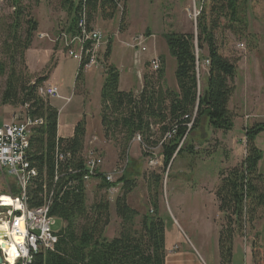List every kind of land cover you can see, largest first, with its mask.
<instances>
[{"label":"trees","instance_id":"obj_1","mask_svg":"<svg viewBox=\"0 0 264 264\" xmlns=\"http://www.w3.org/2000/svg\"><path fill=\"white\" fill-rule=\"evenodd\" d=\"M13 11L0 20V78L5 79L2 106L23 107V119L42 120L32 127L28 161L37 170L28 188L30 208L43 204L44 186L53 193L50 215L61 220L64 227L53 251L34 256L33 264H166L167 224L160 214L159 188L161 175L148 179L149 210L141 213L131 207L128 196L136 188L135 175L128 176L127 159L124 174L114 183L99 178L96 201L88 206L84 182L86 122L80 120L74 135H58L59 111L39 95V88L50 78L52 65L42 76H34L26 65V53L31 48L39 23L31 15L26 0H4ZM67 14V32L76 34L77 23L85 13L90 28L97 18L112 20L118 5L123 3L121 30L124 29L127 0H56ZM196 33L169 32L165 35L171 55L176 60L177 89L165 85V68L144 78L141 91H122L120 71L108 64L112 45L109 44L101 62L105 80L100 97L102 137L121 147L120 160L137 141L142 157L161 147L163 173L169 172L184 152L194 153L188 143L190 135L200 128L202 118L215 131L229 134L234 130L236 113L230 101L236 91L238 59L224 56L218 36L223 32L240 38L248 36L247 7L249 0H200ZM40 0H34L37 7ZM208 61L207 84L198 92V65ZM84 82V70L79 65L76 88ZM264 133V123L246 126V154L238 165L219 172L214 194L221 216L218 249L221 264H232L234 239L244 236L246 228L264 214V172L259 169L263 152L257 138ZM170 137H167V136ZM186 145V147H184ZM57 150L63 158L57 157ZM100 157L104 159L102 153ZM175 157V158H174ZM105 161V159H104ZM124 161V160H122ZM58 178V179H57ZM121 185L115 200L119 219L117 235L106 237L111 224L110 201L100 193Z\"/></svg>","mask_w":264,"mask_h":264},{"label":"rangeland","instance_id":"obj_2","mask_svg":"<svg viewBox=\"0 0 264 264\" xmlns=\"http://www.w3.org/2000/svg\"><path fill=\"white\" fill-rule=\"evenodd\" d=\"M189 1V6L191 5V7L187 8V12L185 11L183 18L188 23H191L190 29H193L192 31L190 29H180L179 20L171 17L169 21L171 23L174 22L175 31L196 33V23L191 21L190 14L193 12L194 7L197 8L198 12L200 11L201 1ZM26 4L31 6V15L39 23L33 44L26 53L27 68L34 76L38 77L45 75L52 65L58 63V66L54 70V77L62 85L61 95L69 97L64 100L53 99L52 101L58 108L64 106L62 117L65 115L70 117L74 112V108L81 111L83 100L89 103L92 111H96V106L100 102L98 85L102 69L104 70L101 65L102 63L99 67L93 68V74H91L92 71L90 70L89 72L84 71L86 72L88 82L91 83L90 92L87 96L81 94L79 88H77V91L74 90L79 63L66 54L65 44L59 39L61 33L67 32L66 30L70 21L67 14L61 9L59 2L56 0H40V4L37 7L33 6L34 0H26ZM12 11L4 0H0V20L10 15ZM247 21L249 28L247 30L248 36L245 38H240L229 32H223L218 36L222 54L228 58L239 60L237 64L238 76L234 81L237 91L232 102V110L236 111V117L239 119L237 120L236 128L231 133L223 134L222 132L210 129L207 126L206 119L202 118L200 128L196 132H193L185 143L186 145L188 143L193 145L195 154H191L188 151L184 152L176 159L172 169L165 174L163 173V158L160 146L152 149L150 156L143 158V151L139 143L135 141L127 149V156L122 161L120 160L121 147L116 143L105 141L101 134H93L87 139L90 143L92 137L98 138L96 148L105 159L104 167L100 169L99 173L108 175L116 170L122 172L121 169L124 170L123 167L127 165V159L130 161L129 173L127 174L128 176L129 174L137 176L134 177L136 179V188L129 194L128 203L141 213L148 212L150 208L148 179L146 177L150 175L163 176L159 194L161 207L164 208L161 216L167 224L168 232L170 233L173 227L178 232L185 231L197 247L199 245L196 237H205L206 245L203 249V254L205 257L207 255L208 264H211L212 257L216 251L221 225V216L214 194V190L219 182V172L224 168L228 169L238 165L242 160L240 158L243 157V152L246 150V138L244 134L246 127L242 125L241 119L243 122L245 115H254L253 117L259 118L258 120H264V0H249ZM158 26L160 28L156 29L157 40L158 37L161 39L163 32H169L170 30L166 29L164 31L161 29L162 23H159ZM118 28L120 27L115 25L114 27H110V31L114 32ZM99 29L104 31L102 27H99ZM45 36H49L53 41L45 38ZM120 39L116 40L114 45L113 62L117 63V66L119 62L123 63L120 68L124 72L130 69L132 57L135 51L138 52V50L127 46V37ZM147 46L151 47V43H146ZM105 52L101 54V62L103 61ZM27 54L29 55L30 68L27 62ZM141 55L146 56L148 54L144 52ZM175 66V63L174 65L173 63L168 64L167 82L171 88L175 86V74L172 71ZM135 67L134 65L133 68L135 69ZM206 67L205 63L199 65L198 75L201 92L206 88L208 74ZM145 71L148 73V76L153 74L149 63H147ZM144 78L145 76L143 75V80ZM248 81H250L248 86L254 89L253 95L256 96L252 99L250 105L261 102L263 106L261 112L250 113L247 110V106H244V108L246 107L245 110L239 104L240 98L246 96V84ZM4 88L5 79L0 78V108H8L7 118L9 121H13L14 116L15 118L23 119L25 108L1 105V96ZM69 98L71 99L67 102ZM241 114L242 116L239 117ZM123 174L124 172L120 173L119 176L117 175V180ZM7 184V186H11L12 182L8 181ZM100 184L99 178L93 179L89 183L87 187L88 206H91L96 201L98 186ZM5 185L3 181H0V194L7 192L8 187ZM120 194L121 185H118L117 188L107 193L103 191L99 195V197L106 196L111 204V224L106 230V236L110 239L117 235L119 228L120 222L115 213V200ZM259 217L260 219L256 220L252 226L248 224L244 236H236L241 243H244L243 245L246 248L250 249L251 255L244 250V247L238 241L235 243L233 264H264V214L260 212ZM175 220L179 222L181 228L177 226ZM63 227V222L57 219L53 230L57 232L62 230ZM172 232L170 234H173ZM0 257L1 259L3 258L2 252L0 253ZM248 259H251L249 260L251 263L248 262Z\"/></svg>","mask_w":264,"mask_h":264},{"label":"built area","instance_id":"obj_3","mask_svg":"<svg viewBox=\"0 0 264 264\" xmlns=\"http://www.w3.org/2000/svg\"><path fill=\"white\" fill-rule=\"evenodd\" d=\"M118 10L122 14L123 3L118 5ZM190 16L196 23L199 16L197 8L194 7ZM45 38L50 39L49 36H45ZM59 39L65 44L66 54L77 60L84 71L100 66L101 54L109 43L105 33L98 28L89 27L85 13H82L77 23L76 34L63 32ZM145 42L146 38L142 36L127 45L138 50L136 53L137 64L140 63V54L147 51ZM204 63L208 67L209 62ZM150 67L153 72H157L161 68V61L158 58L153 59ZM38 92L45 99L60 98L59 87L56 84H44ZM198 92L201 94L199 82ZM69 101L67 100V102ZM42 124V120L17 119L0 127V181H3L5 186L8 185V181L12 182L11 186L6 187L7 192L0 194L2 264H33L35 255L53 251L59 240L61 230L57 232L53 230L57 218L50 215L54 202L53 193L49 194L44 186L42 206L38 208L29 206L28 188L32 179L37 176V170L32 168L28 161L30 134L32 127ZM90 141V143L86 141L84 154L85 175L83 179L87 184L94 179L105 164L96 148L98 138L92 137ZM137 141H140V138H137ZM57 157L63 158L58 150ZM123 169L125 170V167ZM124 170L121 169L122 172L116 170L105 175L106 181L116 182L117 175L119 176Z\"/></svg>","mask_w":264,"mask_h":264},{"label":"crops","instance_id":"obj_4","mask_svg":"<svg viewBox=\"0 0 264 264\" xmlns=\"http://www.w3.org/2000/svg\"><path fill=\"white\" fill-rule=\"evenodd\" d=\"M190 1L189 0H127L126 3V16L124 19V29H121V13L118 12L117 15L112 19V20H103L101 18H97L96 24L94 28L102 27L104 31H101L105 33L107 40H109V44L112 45V50L110 57L108 59V64L115 66L119 71H120V89L122 91H134V92H139L142 90L143 85H144V80H143V75L146 77L147 72L145 71L147 63L151 64V61L155 58H158L161 61V65H164L165 68V85L171 88L168 85V64L170 63L176 65V60L174 57L171 55L165 35L169 32H178V33H191L187 31H175V25L174 22L171 23L169 20L171 17L178 19L180 22V29H190L191 28V23L184 19L183 16L185 14V11L187 12V8L191 7L189 6ZM195 4V2H194ZM170 16V17H169ZM191 21L194 23L193 19L191 18ZM166 22V23H165ZM159 23H162L161 29L164 31L166 29H170L169 32H163L161 35V39L157 40V33L156 29H159L160 27L158 26ZM118 26L117 30H114V32L110 31V27ZM196 26V25H195ZM160 29V30H161ZM193 29V28H192ZM192 29H190L192 31ZM120 31V32H119ZM117 35V36H116ZM145 37L146 43H151V47L147 46V54L146 56H143L140 54V63H136V53L135 51L132 61L130 63V69L127 71L122 72L121 65L123 63L119 62V65L117 66V63L113 62V56H114V45L116 40H119L120 37H127V45L132 43L133 40L140 38V37ZM120 39V40H121ZM108 45L104 48L105 50L107 49ZM132 49V48H131ZM105 50L103 52H105ZM50 55V53H49ZM50 58V57H49ZM27 62L30 68V63H29V55L27 54ZM133 61L134 65L136 66L135 69L133 68ZM58 66V63L56 64V67ZM54 68V70L56 69ZM102 69V68H101ZM54 70L51 72L49 80L45 84H56L59 87V94H60V100L67 99L69 96H64L61 95V89L62 85L58 79L54 77ZM93 69H90L92 71ZM134 70V71H133ZM176 66L173 67L172 71L175 74ZM89 72V70H88ZM172 72V73H173ZM94 72L92 71L91 74ZM105 80V73L104 70L102 69V73L100 74L99 77V93L101 97V91L103 87V83ZM174 84L175 86L172 87V89H177V83L176 79L174 78ZM207 84V83H206ZM250 81L247 82V93L246 96H242L239 100V104L241 107L244 108V106H247V110H249L250 113L252 112H261L262 111V103L258 102L257 104L252 103V99H254V89L250 86ZM264 85V84H263ZM90 87L91 83L88 82L87 77H86V72H84V82L80 84L78 87L80 89V93L83 94L84 96H87L88 93L90 92ZM74 90L77 91L76 88V81H75V88ZM205 90V89H204ZM203 90V92H204ZM237 91V88H236ZM236 91L230 101V109L232 110V102L234 99V96L236 95ZM58 99V100H59ZM71 98H69L70 100ZM51 104L58 109L59 111V120H58V135L61 138H70L74 135V130L76 127V124L84 119L86 122V141L87 139L92 136L93 134H101L102 135V127H101V118H100V102L99 105L96 106V111H92V108L90 107L89 103H87L86 100H83V107L81 108V111H78L77 108H74V112L72 115L69 116H63L64 110L62 108H58V106L55 105V103L52 101L53 99H50ZM247 101V102H246ZM246 102V103H245ZM264 102V101H263ZM238 104V103H237ZM85 110H84V109ZM238 108V107H237ZM7 107L0 108V116H2L0 119V127L4 124L13 122L17 120L18 118H15L14 120L9 121L7 118ZM246 110V107L244 108ZM235 113L236 111L233 110ZM2 113V114H1ZM244 113V112H243ZM247 113V112H245ZM245 115V114H244ZM237 116V114H236ZM242 114L239 116L241 117ZM254 116V115H253ZM250 115H245L243 122L241 119L242 125L244 127L254 124V123H264V120L260 121L258 120L259 118L253 117ZM256 118V119H255ZM239 118H235V127L237 124V120ZM135 143V142H134ZM137 143V142H136ZM257 145L263 152V159L259 164V169L261 172H264V133L260 134L257 138ZM246 154V150L243 152V157ZM241 157L240 159H242ZM238 158V160H240ZM237 160V162H238ZM236 162V163H237ZM215 191V190H214ZM218 206V204H217ZM163 207H161L160 204V214H162ZM220 214V213H219ZM176 224L178 227L181 228L179 222L175 220ZM173 231V232H172ZM172 233L170 234L168 232V228L166 230V264H208L207 263V255L206 257L203 254V249L206 245L205 243V237L203 236H198L196 237L198 241L199 248L197 247L194 242L191 240V238L187 235L185 231H177L175 227L172 229ZM107 237V236H106ZM108 238V237H107ZM110 239V238H109ZM219 240V238H218ZM238 238L234 239V248H235V243L238 242ZM239 243H241L239 241ZM242 246L244 247V250L249 252V248H246L244 243H241ZM202 250V251H200ZM235 252V249L234 251ZM251 255V252H249ZM235 255V254H234ZM251 257V256H250ZM213 264H221L220 263V256H219V249H218V241H217V248L216 251L214 252V255L212 257ZM211 260V264H212ZM251 259H248V262ZM233 264V263H232ZM246 264V263H245ZM252 264V263H251Z\"/></svg>","mask_w":264,"mask_h":264},{"label":"water","instance_id":"obj_5","mask_svg":"<svg viewBox=\"0 0 264 264\" xmlns=\"http://www.w3.org/2000/svg\"><path fill=\"white\" fill-rule=\"evenodd\" d=\"M175 158V157H174ZM0 264H2V259H1V257H0Z\"/></svg>","mask_w":264,"mask_h":264},{"label":"bare ground","instance_id":"obj_6","mask_svg":"<svg viewBox=\"0 0 264 264\" xmlns=\"http://www.w3.org/2000/svg\"><path fill=\"white\" fill-rule=\"evenodd\" d=\"M0 230H1V228H0Z\"/></svg>","mask_w":264,"mask_h":264}]
</instances>
